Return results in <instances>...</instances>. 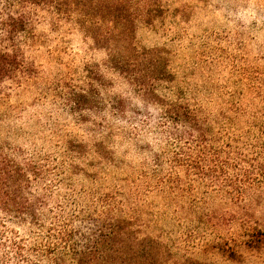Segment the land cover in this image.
I'll return each mask as SVG.
<instances>
[{"label":"rangeland","instance_id":"obj_1","mask_svg":"<svg viewBox=\"0 0 264 264\" xmlns=\"http://www.w3.org/2000/svg\"><path fill=\"white\" fill-rule=\"evenodd\" d=\"M149 9L113 48L41 16L31 76H0L42 224L0 225V264H264V0Z\"/></svg>","mask_w":264,"mask_h":264},{"label":"trees","instance_id":"obj_2","mask_svg":"<svg viewBox=\"0 0 264 264\" xmlns=\"http://www.w3.org/2000/svg\"><path fill=\"white\" fill-rule=\"evenodd\" d=\"M153 2L154 0H0V76L18 85H22L31 76L33 64L28 61L26 47L34 42L35 24L41 16L50 18L55 26H73L90 36L97 44L112 47L117 37L129 38L137 18L150 15L149 8ZM181 110L178 115L184 124H197L188 120L189 112L185 108ZM119 111L124 113L122 107H119ZM38 173L29 163L19 162L0 147V225L5 226L7 222L23 225L28 220L35 225H42L36 210L39 197L31 192L33 175L40 178ZM227 183L237 190L235 198H240L243 192L236 188L238 182L235 178L229 177ZM58 237L68 247L71 234L64 232L58 234ZM19 253L22 254V250ZM54 253L56 255V251Z\"/></svg>","mask_w":264,"mask_h":264}]
</instances>
